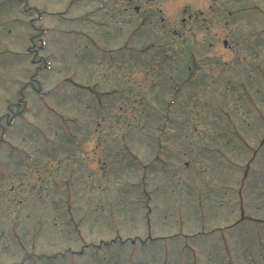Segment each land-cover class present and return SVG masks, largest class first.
Returning <instances> with one entry per match:
<instances>
[{"label":"rangeland","instance_id":"obj_1","mask_svg":"<svg viewBox=\"0 0 264 264\" xmlns=\"http://www.w3.org/2000/svg\"><path fill=\"white\" fill-rule=\"evenodd\" d=\"M0 262L264 264V0H0Z\"/></svg>","mask_w":264,"mask_h":264},{"label":"flooded vegetation","instance_id":"obj_2","mask_svg":"<svg viewBox=\"0 0 264 264\" xmlns=\"http://www.w3.org/2000/svg\"><path fill=\"white\" fill-rule=\"evenodd\" d=\"M0 264H2V263L0 262Z\"/></svg>","mask_w":264,"mask_h":264}]
</instances>
